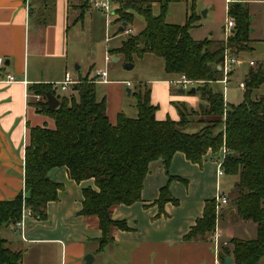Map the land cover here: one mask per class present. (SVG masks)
Wrapping results in <instances>:
<instances>
[{"label":"trees","instance_id":"trees-1","mask_svg":"<svg viewBox=\"0 0 264 264\" xmlns=\"http://www.w3.org/2000/svg\"><path fill=\"white\" fill-rule=\"evenodd\" d=\"M179 0H157L159 13H152V0H111L113 24L133 22L134 15L144 19V27L130 34L109 53L122 56L125 62L145 53L153 54L162 62L169 75L184 74L195 82L193 88L204 103L197 109L184 104L177 106L179 118L157 120V106L151 103L150 89H140L136 96V117L123 112L111 123L106 114V101L98 100L94 78L80 77L71 86L75 94L56 95L59 105L49 110L45 93H54L51 84H33L30 91L42 96L33 105L38 113L49 116L54 127H28V144L24 154V189L12 200H0V233L3 227L16 222L23 203L36 219L46 218V204L58 199L61 184L49 177L51 169L65 167L69 177L79 183L93 179L94 187L82 190L83 200L79 214L98 218L102 248L112 240V226L127 230L124 220H113L111 208L131 205L140 201L143 181L151 161L161 160L167 170L176 153L201 165L207 154L217 158L226 150L222 167L224 174L236 177L231 200L234 214L244 222L256 226V237L245 240L232 237L231 246H221L220 262L232 257V264H258L264 256V97H252V91L264 82V65L250 68L245 77L243 100L238 104L226 103L222 92L215 88L222 79L221 70L225 50L234 56L251 52V16L249 4L236 0L228 5L227 16L235 26L224 40L215 42L204 38L195 40L191 28L197 26L200 16L191 0L189 13L183 24L165 21L168 5ZM90 5L83 0L80 15ZM192 88V87H191ZM190 88V89H191ZM189 115L198 117L200 128L187 133L182 130L189 123ZM179 177L169 176L171 179ZM167 202L177 204L168 183L159 190L156 203L160 208ZM219 214L215 199H206L201 217L183 235V241L207 240L214 231ZM0 264H22L21 252L12 251L0 234Z\"/></svg>","mask_w":264,"mask_h":264},{"label":"crops","instance_id":"crops-1","mask_svg":"<svg viewBox=\"0 0 264 264\" xmlns=\"http://www.w3.org/2000/svg\"><path fill=\"white\" fill-rule=\"evenodd\" d=\"M244 1L250 8V36L253 43L264 41V0ZM184 2V16L181 22L170 20L176 9L168 5L169 12L165 15L167 23H184L191 0ZM112 5L110 3L113 9ZM78 6L72 4L71 0H0V200H12L19 193L25 195L24 154L28 144V127H54V122L49 116L36 111L33 105L36 101L30 86L51 84L56 96L59 95V82L64 79L66 73L75 81L83 77L81 74L73 77L68 69L67 35L70 28V11L72 9L75 14L79 11L74 21L78 22L83 20L85 11L90 8L99 9L90 4L84 8L81 16ZM256 10L263 17L260 23L253 19ZM195 11L200 18L197 26L191 28L190 35L191 31L204 24L207 27V35L203 38L191 36L193 39L208 38L215 42L225 39L223 26L228 18L225 0H195ZM201 12H204V15H201ZM126 29L130 28L127 26ZM257 65L254 62L249 65V69ZM79 68L80 66L77 69ZM91 69L92 67L84 76L88 74V78L93 77ZM157 69L164 72L162 66L157 65ZM234 72L235 69L231 76ZM7 74L13 75L16 82H6ZM245 77L246 75L244 81ZM229 80L230 78L227 82ZM168 81L170 83V80ZM118 82L120 80L108 79L106 82H96L108 85L115 92L99 98L96 92L98 100L104 98L106 101V114L111 123H115L118 113H124L125 101L121 83ZM69 93L75 94L71 88ZM260 96L264 97V94H257L254 98ZM150 99L151 103L157 106L155 118L162 120L163 115L158 114L160 102H157L153 88L150 89ZM199 99L196 102L198 105L204 103L200 96ZM176 112L178 115L177 109ZM208 159L214 162L209 153L203 163L198 165L189 162L182 153H176L167 170L161 160L151 161L143 181L140 201L111 208V218L124 220L128 229L121 230L112 226L109 231L112 240L102 248L99 247L101 230L98 218L79 214L83 200L82 190L94 187L93 179L77 183L69 177L65 167H56L49 172L50 179L61 184V189L58 199L46 204V218L39 220L34 216L27 217L22 232L8 226L3 227L0 234L10 250L21 252L22 264H27L25 256L29 249L34 253L33 262L30 264H86L84 258L87 255L92 257L89 264H183L190 261L192 264H202L205 258L209 261L207 264H216L219 261V252L214 243V254L212 256L208 252L207 258L205 252L209 244L202 243V240H182L196 219L201 217L204 201L214 198L220 191L218 180L221 176L217 177L214 163ZM211 167L213 174L210 176ZM169 176L179 178L169 181ZM205 178L214 180L215 194H210L211 189L206 186ZM167 183L172 196L177 199V204L167 202L160 208L156 199L160 188ZM223 209L219 215L222 222L226 218L227 221L235 218L232 207L227 210L228 215L225 217ZM217 220V229L221 236L227 230L220 229L219 218ZM207 240L210 241V238ZM196 251L200 255L195 258Z\"/></svg>","mask_w":264,"mask_h":264},{"label":"rangeland","instance_id":"rangeland-1","mask_svg":"<svg viewBox=\"0 0 264 264\" xmlns=\"http://www.w3.org/2000/svg\"><path fill=\"white\" fill-rule=\"evenodd\" d=\"M72 4H83V0H71ZM184 0H179L178 2L170 3L171 7L176 9V13L170 20L181 22L184 16ZM87 8V7H86ZM152 13L157 15L159 13V5L156 0L152 1ZM113 9L111 8L109 11V20L110 23L107 25L105 14L101 10H95L90 8L89 10L84 12L83 20L74 22L79 11L75 14L73 10L70 11L69 24L70 28L67 35V47H68V69L73 77H77L79 74L85 75L87 71L91 69V75L94 76L95 72L98 70H106L107 71V79L108 80H120L121 83V91L123 95V99L125 101L124 113L128 117H136V96L140 89L147 87L149 89L154 90L155 95L157 97V102L159 103V112L158 114L163 115V119L170 118L172 120H177L178 115L176 112L177 106L180 104H184L186 107H193V109L198 108L199 94L189 93V90H185V92L179 93L177 88H175L168 80H172L179 75H173L174 77H170L169 74L162 72L157 69V65L160 63L156 61L158 60L153 54L145 53L142 58L134 57L132 63V68L126 69L124 65L129 62H125L122 56H119L117 61H113V55L109 53V50L115 47L120 46L121 42L128 37V34H125L123 31H118V25L113 24L112 21L114 19ZM169 11L166 12V14ZM113 13V14H112ZM254 13V12H253ZM112 14V15H111ZM255 22H261L263 20L262 15L256 10L253 14ZM112 23V24H111ZM204 23V21H202ZM144 26V19L141 15L135 14L133 22L128 25V28L132 29L134 33H138L141 28ZM191 36L193 38H203L207 35V27L205 24L201 27H198L191 31ZM254 49L251 52L242 53L241 56H237L242 64L235 66L232 71L235 72L231 76L232 72L229 73L227 78L225 79L224 74L222 73V79L220 81L226 80L230 78L227 83L217 82L213 84V86L219 89L225 101L231 104H238L243 100L244 89H241L238 85L240 82H244V76L248 72L249 62L253 61L257 64L264 65V41H254L253 43ZM111 55L110 62H105V56ZM80 66L79 69H75V66ZM222 72V71H221ZM231 76V77H230ZM92 79V77H90ZM156 80V81H154ZM162 80H167L164 82ZM127 82L129 84H127ZM163 83H167L163 84ZM108 85L102 83H96V92L98 93V98L100 96L108 95L115 93L111 88H107ZM127 88H129L132 92L128 94ZM57 94L63 95L68 94V90H60L58 87ZM257 94H264V83L259 87L258 90L252 91V97H255ZM192 101L194 103H192ZM157 103V104H158ZM189 107V108H190ZM157 114V115H158ZM159 116V115H158ZM198 117L189 115L188 119L189 123L185 124L182 127V130L187 133L196 132L199 130L200 125L196 122ZM162 119V120H163ZM213 168L214 171L216 169V162H218L217 158H214ZM210 170V176L213 174L212 167ZM206 186L210 187L211 193L215 194V184L214 180H210V178H205ZM236 182V177L230 175H222L218 180V186L221 193L225 194L227 198V204L225 206H220L215 209L216 212L220 215L221 209H223V216L228 215V209L232 207L231 200L234 196V184ZM202 184L205 183L202 181ZM201 184V185H202ZM215 196V195H214ZM222 217L219 216V226L220 229L227 230L225 234L221 235L217 229V223L215 225L214 231L207 235L210 238L208 240H202V243H207L209 246L207 247V251L205 252V257L208 258V252L213 256L214 248L213 243L215 245V239L217 240V245L215 248L220 251L221 246H231L229 243L230 238L237 237L240 239H253L256 237V226L252 222H244L235 216L231 221H221ZM218 221V220H217ZM9 232V230H8ZM219 234L217 236V234ZM217 237V238H216ZM226 243V245L224 244ZM33 251L30 249L27 251L25 256V261L27 264L32 263L33 259ZM200 253L195 252L194 256L199 257ZM211 257V256H210ZM202 264H207L206 258L203 259ZM183 264H192L184 262ZM258 264H264V256L259 260Z\"/></svg>","mask_w":264,"mask_h":264},{"label":"built area","instance_id":"built-area-1","mask_svg":"<svg viewBox=\"0 0 264 264\" xmlns=\"http://www.w3.org/2000/svg\"><path fill=\"white\" fill-rule=\"evenodd\" d=\"M89 1H90V4L94 8L103 11V13L105 14V17H106V23L108 25L110 23L109 11L111 9V7H110L111 0H89ZM234 1H236V0H225V2L227 4V8H228V5ZM234 26H235L234 20L232 18H227V20L223 26V33L225 35V38L229 34L232 33V29L234 28ZM123 32L125 34H128V35L132 34V31L130 29H123ZM110 60H111V55H106L105 56V62L108 63V62H110ZM241 64H242V61L237 56H234V55L230 54L228 52V50H225L222 63L219 65V67H220V70L222 71V73L224 74L225 79H226L227 76L229 75V73L232 72L233 68L235 66H238ZM253 64H254L253 61L249 62V65H253ZM93 78H94L95 82H106L107 71L105 69L104 70H98L95 72ZM5 81L6 82H16V79L13 75L7 74ZM222 82L226 83V80H224ZM74 83H77V81L72 79L71 76L68 73H66L64 76V79L61 82H59L60 90H64V91L69 90ZM170 83L175 88L183 89V90H189L195 84L194 81L188 79L184 74H181V75L177 76L176 78L170 80ZM127 84H129V83H127ZM238 86L241 89H244L245 84H244V82H240ZM33 98L35 101L42 100V96L39 94H34ZM225 153H226V150L222 149L219 157H217V159H218V162H216V175H217V177L224 175V169L222 167V162H223ZM214 199H215L216 208H219L220 206L227 204V198H226L225 194L221 193L220 191L217 192ZM32 216H34V215H33V212L31 211V209L29 207H26L23 203V208H22L20 218L16 222L11 224L10 226H12V228L15 231L22 232L23 226H24V220L27 217H32ZM218 235L219 234H217V236ZM224 244L226 245L225 242H224ZM216 245H217V240L215 239V246ZM216 264H225V263H224V261L223 262L217 261Z\"/></svg>","mask_w":264,"mask_h":264},{"label":"water","instance_id":"water-1","mask_svg":"<svg viewBox=\"0 0 264 264\" xmlns=\"http://www.w3.org/2000/svg\"><path fill=\"white\" fill-rule=\"evenodd\" d=\"M201 15H204V12H201ZM126 26V23L125 22H123L121 25H120V27H119V30L120 31H122L123 29H124V27ZM251 31H252V29H251ZM119 58L117 57V56H114L113 57V61H117ZM132 63H126L125 65H124V67L126 68V69H130V68H132ZM158 66H162V62H160L159 64H158ZM78 68V66L76 65V69ZM217 69L218 70H220V67L219 66H217ZM127 92H128V94H130V90H129V88H127ZM178 92L179 93H184L185 92V90H183V89H178ZM189 93H194L195 92V88H191V89H189V91H188ZM45 98H46V100H45V102H46V105H47V108L49 109V110H54L55 108H57V106L59 105V99L53 94V93H51L50 91H47L46 93H45ZM91 255H87L85 258H84V260H85V262H86V264H89L90 263V261H91ZM224 263L225 264H232L233 263V259H232V257H225L224 258Z\"/></svg>","mask_w":264,"mask_h":264}]
</instances>
